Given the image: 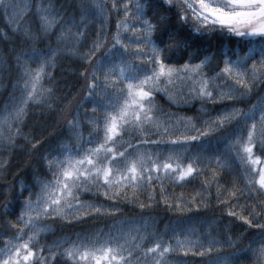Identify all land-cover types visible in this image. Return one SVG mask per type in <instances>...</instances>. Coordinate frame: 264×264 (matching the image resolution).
Listing matches in <instances>:
<instances>
[{
    "label": "snow or ice",
    "instance_id": "6c2138e0",
    "mask_svg": "<svg viewBox=\"0 0 264 264\" xmlns=\"http://www.w3.org/2000/svg\"><path fill=\"white\" fill-rule=\"evenodd\" d=\"M0 18V216L12 231L0 237V264H186L190 255L264 264V0H0ZM217 34L247 51L218 60ZM158 95L195 114L165 109ZM17 153L30 183L9 180ZM192 180L202 181L195 194L166 195L165 181ZM154 182L181 217L163 231L142 218L41 243L57 221L71 227L121 211L85 194L143 210L158 202ZM212 207L259 238L241 247L246 233L192 223L190 213Z\"/></svg>",
    "mask_w": 264,
    "mask_h": 264
},
{
    "label": "trees",
    "instance_id": "16d2710c",
    "mask_svg": "<svg viewBox=\"0 0 264 264\" xmlns=\"http://www.w3.org/2000/svg\"><path fill=\"white\" fill-rule=\"evenodd\" d=\"M120 0H117V5L119 6ZM173 11H177V9H173ZM115 22H116V14L113 13L112 19L109 22V30L110 33L115 31ZM5 28L4 21L2 18H0V29ZM111 38V35H109V39ZM7 45L4 43L2 36H0V54H2L5 51V48ZM239 50L241 54L245 53L247 51L246 48L241 46L236 42L235 39L225 37L222 35L217 34L214 39L212 40V47L211 51L214 55L218 58V60L221 58L223 52L231 53L232 50ZM223 66L222 63L220 65ZM77 66H74V69ZM82 70V69H79ZM57 79L59 80L62 76V70L58 69L55 73ZM68 81L74 85L75 88L82 87V83H77L79 80L76 76H68ZM75 94V91L74 93ZM4 95L6 96L7 93L5 92ZM79 98V97H77ZM0 99H3V97H0ZM157 101L161 104L162 107L165 109L174 112V113H180L184 115H194V110L190 107H177L175 105L170 104L165 97L162 95L157 96ZM198 107V105H197ZM240 107H247V105H240ZM219 109H217L218 111ZM63 127V121L60 122V125L54 129L55 132L59 133L60 129ZM85 132L87 133V129H85ZM35 135L42 136L45 135L41 132H36ZM50 140L54 142V140L50 137ZM39 153H33V157H36ZM22 156L21 153L16 154V158L12 160L10 170H9V180L12 182H17L19 180H23L27 183L31 182L32 178V172L29 168L25 167L21 169L18 167V160ZM262 161H264V154H262ZM19 173V175H17ZM238 175V171H237ZM207 176V173H206ZM221 181L224 183V186L226 188H231V181L229 179L228 173H223L220 177ZM201 180H192L191 182H185L183 183V186L181 184H170L167 181H165V189H166V195L171 196L172 194L180 195L183 194L184 197H189L193 194H195L197 191L201 190ZM4 181H0V191H3L4 188ZM154 186L156 188V198L157 203L152 204L150 208H145L141 210L138 208L135 204L127 203V202H119L116 205H113L111 201L106 200L103 196H95L93 197L91 194H85L83 197L86 200H95L97 203H102L106 206H116L121 209L119 213H117L114 216H108L101 219H89L86 222L82 224H77L75 226L66 227L62 226L59 221H57L53 226L56 229L55 236L49 235L46 239L42 240V244H50L52 240L61 237V236H71L76 233H80L82 231H93V230H103L107 231L110 227L113 225L120 224L123 222L124 227L126 228H132L138 226L143 220H147L148 223H151L152 220L158 221L157 227L160 231H163L165 228V225L168 224L170 221L181 219L179 216L173 215L172 212L168 211L165 204L160 199V193H159V185L155 184ZM238 187L243 188L244 184L243 181L238 179ZM213 192V204H215V189L213 188L211 190ZM141 200L144 201V203L148 204L150 203L147 201L143 196L141 197ZM223 207V206H221ZM19 205L16 206L15 212H19ZM191 221L194 225H197L201 227L202 229L207 226L208 224H218L221 227H227L234 237L240 236L241 234L246 233L247 238L243 241V244H241V247H243L245 244L248 243L249 240L252 239V237H258V231L257 229L249 228L246 224L243 222L236 220L233 217H228L227 215H224L221 213V211L216 208L212 207L209 210H201L199 212L193 211L189 214ZM151 218V219H149ZM8 219L15 222L16 216L12 215L9 216ZM185 219V222H187V217L183 218ZM7 233L8 235L12 234L11 229L7 227L6 221L3 216H0V237H3ZM47 255V253H45ZM186 264H203V261L200 258L192 257L191 255L187 258H185ZM50 264H63L62 258L57 257L56 261L50 262Z\"/></svg>",
    "mask_w": 264,
    "mask_h": 264
}]
</instances>
